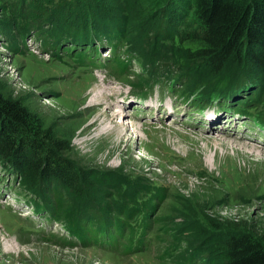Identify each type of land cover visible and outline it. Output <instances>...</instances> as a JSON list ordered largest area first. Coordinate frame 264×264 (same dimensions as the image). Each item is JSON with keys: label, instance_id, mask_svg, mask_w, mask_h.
Listing matches in <instances>:
<instances>
[{"label": "rangeland", "instance_id": "374dc122", "mask_svg": "<svg viewBox=\"0 0 264 264\" xmlns=\"http://www.w3.org/2000/svg\"><path fill=\"white\" fill-rule=\"evenodd\" d=\"M20 2L0 0V30L10 38L21 32L16 30L20 22L12 13ZM96 2L107 17L121 20L128 12V19L135 23L127 34L121 27L119 37L113 40L116 48L111 56L106 46H96L93 52L92 42L85 51L90 58L84 61L78 56L83 47L73 51L67 46L56 50L48 46L44 50L38 46L36 30L28 33L23 45L18 43L19 51H12L0 32V96L17 102L33 117L43 139L58 142L60 156L89 176L111 172L154 187L153 195L140 194L141 200L152 208L147 213L144 248L125 253L130 247L126 238L121 240L119 249L112 251L93 244L81 245L78 238H68L57 227L51 228L50 238L45 237L38 226L41 219L48 223L49 218L42 214L30 217L31 205L27 201L31 196L20 185V176L14 178L0 167V264H174L201 252L207 254L201 264H224L220 242L233 229L264 244V128L223 112L219 113L221 120L211 126L228 129L203 133L208 126L201 125L199 116L182 107V101L174 103L177 114L165 118L162 110L142 111V107L164 104L170 112L172 100L164 98L158 102L153 95L138 104L127 87L136 84L137 78L145 79L147 65L162 60L159 57V61L147 63L150 55L161 54L160 36L153 37L161 18L169 21L182 39L188 37L187 28L197 29L190 2ZM20 10L24 11V15L21 11L20 14L26 29L30 20L43 14H31L26 7ZM36 23L30 28L34 29ZM163 44L169 46L171 42L164 40ZM172 45L190 55L204 50L200 40L178 42L175 36ZM92 58L100 60L104 67H90ZM174 59L168 62L170 67L174 66L173 61L197 67L195 60L191 62L187 57ZM98 88L104 93L97 94L99 105L92 102V90ZM171 89L177 90V85ZM251 95L249 92L247 97L255 101L257 110H264V84L260 93L254 98ZM117 99L120 100L116 102ZM122 99L126 112L118 105ZM109 105L111 108H107ZM117 113L122 118L113 120ZM225 118L229 120L221 122ZM172 120L177 123L172 124ZM120 122L127 127L125 130L117 127ZM131 124L135 126L131 128ZM49 187L47 194L54 212L58 194L53 190L58 187ZM62 191V207L68 211L71 203L75 204V197L63 196ZM103 193V203L118 199L115 189L105 188ZM56 218L66 222L60 216ZM67 239L74 245H67ZM6 241L14 251L5 250Z\"/></svg>", "mask_w": 264, "mask_h": 264}, {"label": "trees", "instance_id": "16d2710c", "mask_svg": "<svg viewBox=\"0 0 264 264\" xmlns=\"http://www.w3.org/2000/svg\"><path fill=\"white\" fill-rule=\"evenodd\" d=\"M96 1L21 0L12 10L20 22L16 30L21 32L12 38L4 31L0 32L10 43L9 49L12 51H19L18 43L23 45L28 33L36 30L43 48L54 47L56 50L67 46L68 50L74 51L83 47L78 56L84 61L89 43L92 42L91 50L95 52L96 46L93 42H105L111 56L116 48L113 40L119 37L121 27L125 30L124 34H127L135 23L128 19V12L121 20L107 17ZM188 1L197 29L187 28L188 37L184 36L182 39L181 34H176L172 29L170 22L161 18L157 32L153 34L154 38L160 36L161 45L158 49L161 54H158V57L150 55L147 63L154 59L162 60L154 61L156 64L153 66L147 65L144 78H157L163 74L176 75L183 80V96L188 97V88L197 91L198 98L193 99L194 104L207 100L211 94L214 99L220 100L223 97L235 96L239 92H252V97H249L254 98L264 84V0ZM23 7L32 11L31 14L43 12L41 16L28 22L27 29L26 23L21 19L24 11L20 8ZM34 22L38 23L31 29L30 26ZM44 26L46 28H43ZM174 36L178 37V42L200 40L204 50L195 55L183 53L182 48L172 45ZM123 37L125 38V35ZM164 40L171 42V45H164ZM186 57L191 59V62L195 60L194 66L197 67H185L176 61H173L174 66L170 67L168 63L170 60H176L174 58ZM90 61V67H104L100 60L92 58ZM172 78H164L163 80L167 81L164 83L168 84ZM136 80V84H129L134 91L140 89L145 79ZM243 105L253 108L254 120L264 122V110L258 111L255 101L249 100L247 94L246 100L240 102V106ZM43 137L32 116L17 102L0 96V167L14 178L20 176V185L28 190V196H31L27 203L35 211H42L54 220H57L56 216L63 218L66 222H59L69 235L80 240L81 245L115 246L123 238L130 243L132 237L143 239L147 213L152 208L141 200L140 194L151 196L150 192H153L152 195L155 193L154 187L139 185L137 179L130 181L111 172L89 176L60 156L58 142L51 143ZM44 185H48V188H43ZM49 185L58 187V190H53L55 195L58 194L54 212L50 207V195L47 194V191H50ZM105 188L115 189L118 199L103 203ZM61 190L65 192L63 196L71 194V197H75V204L71 203L72 209L70 207L68 211L62 207L64 203H61ZM233 230L220 242L222 262L264 264V244L245 233ZM124 252L137 251H132L129 247ZM197 255L186 258L181 263L175 261L174 264H201L202 259L207 257L204 252Z\"/></svg>", "mask_w": 264, "mask_h": 264}, {"label": "bare ground", "instance_id": "6f19581e", "mask_svg": "<svg viewBox=\"0 0 264 264\" xmlns=\"http://www.w3.org/2000/svg\"><path fill=\"white\" fill-rule=\"evenodd\" d=\"M96 88V87H95ZM92 92H93V94H95V97H93L92 98V102H94V101H96V103L95 104H100V96H98L97 94H100V95H103L104 93L101 91V90H99V88L98 89H93L92 90ZM105 92V91H104ZM249 92H247V94H248ZM103 97V96H102ZM98 98V99H97ZM103 100V99H102ZM122 101H123V99L119 102V104L118 105H120V109H123V110H125L123 107H122ZM107 108H111V105H109V106H107ZM120 113H123V112H121V111H119ZM124 112H126V110L124 111ZM117 116H120V118H122V114L120 115H118V113H117V115L115 116V117H113V115L111 116V117H113V120L115 119L116 120V117ZM225 120H227L226 118L225 119H223L222 121H225ZM135 125H133V124H131V128H133ZM117 127L118 128H121V129H126L127 127L126 126H124L121 122L120 123H117ZM226 129H224V127L223 126H216V125H214V126H211L210 128H209V130L207 131V132H218V131H225ZM31 209H32V206H31ZM34 214H36V215H40V214H37V213H30V217L33 219L34 218ZM44 214V213H43ZM45 215H47V214H45ZM26 216H24V218H25ZM5 250L8 252H12V251H14L15 250V248H13L12 246H10V245H8L9 243H8V241H6L5 242Z\"/></svg>", "mask_w": 264, "mask_h": 264}]
</instances>
